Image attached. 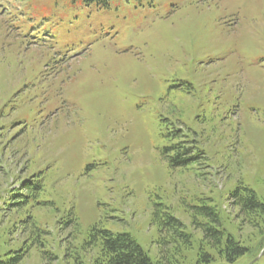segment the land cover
<instances>
[{
  "label": "rangeland",
  "instance_id": "obj_1",
  "mask_svg": "<svg viewBox=\"0 0 264 264\" xmlns=\"http://www.w3.org/2000/svg\"><path fill=\"white\" fill-rule=\"evenodd\" d=\"M243 188L264 205V0H0V264H96L95 227L151 264H264Z\"/></svg>",
  "mask_w": 264,
  "mask_h": 264
},
{
  "label": "trees",
  "instance_id": "obj_2",
  "mask_svg": "<svg viewBox=\"0 0 264 264\" xmlns=\"http://www.w3.org/2000/svg\"><path fill=\"white\" fill-rule=\"evenodd\" d=\"M74 1H79L87 6L94 5L96 8L100 9L106 8L110 0ZM169 150H171V148L166 149L167 152ZM174 160H176L174 161L176 165H184L186 163L177 160L176 157ZM21 187V190H23L25 194V201L32 197L30 193L39 189L37 185H30L27 182H23ZM241 191H243V194ZM232 199L233 205L240 209V212L245 216L246 220H248L251 225L252 222L250 220H254L257 217L264 215V205L257 200L253 191L246 188L236 189L232 194ZM152 222L158 227L159 233L162 235L160 237V241L166 246L171 245L172 243L170 240H167L169 235L177 236L182 240L184 246H190V237L183 231L181 222L172 217L167 211H164L161 205H155ZM203 232L209 243H212L214 246L224 247L228 261H234L239 256L247 252V249L243 248L231 237H228L226 242H223V233L218 230L213 228H204ZM171 238L173 239V237ZM88 242L98 243L100 246V251L98 253V257L96 258V264H151L150 259L147 257L142 248L127 234L114 235L95 227L89 232ZM20 254V258L24 256L22 252Z\"/></svg>",
  "mask_w": 264,
  "mask_h": 264
}]
</instances>
